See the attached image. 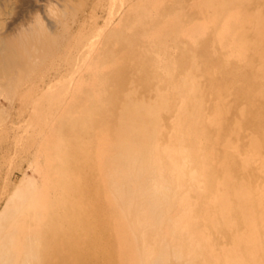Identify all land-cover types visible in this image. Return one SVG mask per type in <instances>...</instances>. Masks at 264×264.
<instances>
[{"label": "bare ground", "instance_id": "obj_1", "mask_svg": "<svg viewBox=\"0 0 264 264\" xmlns=\"http://www.w3.org/2000/svg\"><path fill=\"white\" fill-rule=\"evenodd\" d=\"M80 11L45 46L65 70L32 97L73 87L40 141L53 182L5 194L0 264H264V0ZM21 62L0 91L28 79Z\"/></svg>", "mask_w": 264, "mask_h": 264}, {"label": "rangeland", "instance_id": "obj_2", "mask_svg": "<svg viewBox=\"0 0 264 264\" xmlns=\"http://www.w3.org/2000/svg\"><path fill=\"white\" fill-rule=\"evenodd\" d=\"M92 1L0 0V75L17 62L30 59L34 64L31 72L27 71L28 79L22 82L25 84L19 82L15 87L21 94L15 89L18 95L9 89L0 91V213L6 206L5 194L15 187L46 191L53 182L52 176L43 180L39 169L48 165L54 147L51 150L39 149L40 141L48 130V120L58 117L64 89L71 90L73 87H70V80L55 79L50 84L46 99L35 102L32 97L36 90L44 86V82L54 78L56 70H65L62 63V66L60 62L59 65L54 64L56 60L45 46H50L53 40L50 38L54 37L52 42L56 43V39L73 31L80 24V7L89 6ZM191 18L195 19L188 17ZM89 24L87 21L86 26ZM31 50L35 56L30 53ZM57 195L58 192L55 195L58 199ZM5 219L4 216L1 218L0 225L7 223L8 218Z\"/></svg>", "mask_w": 264, "mask_h": 264}]
</instances>
